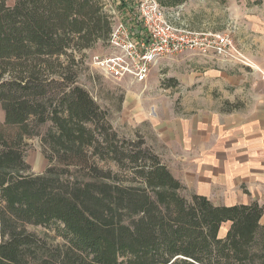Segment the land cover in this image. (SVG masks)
Listing matches in <instances>:
<instances>
[{
  "label": "trees",
  "instance_id": "1",
  "mask_svg": "<svg viewBox=\"0 0 264 264\" xmlns=\"http://www.w3.org/2000/svg\"><path fill=\"white\" fill-rule=\"evenodd\" d=\"M119 1L140 29L134 0ZM187 1L157 0L166 10ZM106 6L0 0V264H264L260 203L186 197L158 154L118 144L108 113L77 81L80 56L110 37ZM44 124L50 165L34 175L25 140ZM31 224H54L63 244Z\"/></svg>",
  "mask_w": 264,
  "mask_h": 264
},
{
  "label": "rangeland",
  "instance_id": "2",
  "mask_svg": "<svg viewBox=\"0 0 264 264\" xmlns=\"http://www.w3.org/2000/svg\"><path fill=\"white\" fill-rule=\"evenodd\" d=\"M15 1L6 0V3L10 5ZM141 1L134 0L136 17ZM105 2L109 9L122 12L119 0ZM186 4L185 15L183 18L179 16L177 22L185 20L195 30L205 28L231 34L247 64L239 62L237 67L229 69L217 59L207 60L202 55L186 52L160 59L145 82L129 78L119 80L105 74L92 62L93 56H105L111 52L107 41L96 44L86 55L80 56L83 61L77 77V81L108 113L118 144L124 141L158 154L176 177L183 169L177 158V133L191 129L187 120L207 114L212 137H222V132L215 134L217 128H221V117L237 113L238 109L245 110L244 103H252L264 92V0H188ZM134 22H131L133 27ZM240 65L244 68L239 69ZM224 72L237 74L239 78L242 75L243 79L240 83L225 85ZM236 87H244V97L241 93L239 97L235 94ZM4 121L0 104V123ZM49 125L44 124L39 133L25 140L24 160L31 165L30 172L34 175L45 173L50 165L42 141ZM100 166L108 167L104 161ZM113 168L117 169L115 165ZM185 189L183 194L190 197L192 189ZM228 226L223 225L220 235L224 236ZM27 229L49 244L64 242L54 224L47 227L31 224Z\"/></svg>",
  "mask_w": 264,
  "mask_h": 264
},
{
  "label": "crops",
  "instance_id": "3",
  "mask_svg": "<svg viewBox=\"0 0 264 264\" xmlns=\"http://www.w3.org/2000/svg\"><path fill=\"white\" fill-rule=\"evenodd\" d=\"M186 3L169 10H178L183 18ZM203 57L217 59L229 69L239 64L216 55ZM241 78L222 74L225 85L240 83ZM240 93H244V87H236L235 94L239 97ZM244 109L221 117V128L215 134L222 132V137H212L207 114L187 120L191 129L177 133V158L183 165L177 178L185 188L207 196L216 205L248 204L255 199L264 207V92L252 103H244Z\"/></svg>",
  "mask_w": 264,
  "mask_h": 264
},
{
  "label": "built area",
  "instance_id": "4",
  "mask_svg": "<svg viewBox=\"0 0 264 264\" xmlns=\"http://www.w3.org/2000/svg\"><path fill=\"white\" fill-rule=\"evenodd\" d=\"M106 8L113 20L108 39L111 52L93 56L92 62L115 79L145 82L160 59L186 52L247 64L231 34L192 29L177 22L178 10H166L157 0L139 2L136 18L140 29L132 26L131 19L123 17L124 11Z\"/></svg>",
  "mask_w": 264,
  "mask_h": 264
}]
</instances>
